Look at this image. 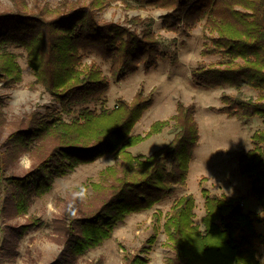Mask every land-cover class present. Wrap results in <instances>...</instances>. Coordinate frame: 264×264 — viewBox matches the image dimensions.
I'll return each instance as SVG.
<instances>
[{
	"label": "trees",
	"instance_id": "obj_1",
	"mask_svg": "<svg viewBox=\"0 0 264 264\" xmlns=\"http://www.w3.org/2000/svg\"><path fill=\"white\" fill-rule=\"evenodd\" d=\"M110 1L62 3L54 8L46 3L34 10L21 2L14 11L0 12V80L8 87L22 82L18 55L11 51L22 49L33 86H42L67 117L59 114L50 121H35L34 113L25 129L11 133L0 144V186L6 181L16 188L11 194L17 213H26L27 186L32 185L34 194L42 196L56 178L76 167L106 155L115 159L100 171L98 182L88 183L99 205L71 217L64 227L60 242L75 258L110 239L126 216L152 209L174 195L177 187L185 186L199 140L193 104L178 101L174 115L153 122L144 135L133 134V129L153 104L151 91L146 94L140 87L130 101L118 99L112 108L103 106L108 80L96 64L85 65V57L94 55L108 63L110 76L120 82L140 65L157 67L167 55L159 51L158 38L149 27L139 35L113 22L100 23L97 12ZM120 1L128 9L171 10L162 26L172 32L179 25L191 30L201 24L208 42L200 54L219 60L209 65L197 62L191 79L201 88L234 89V97L221 94L222 106L217 108L228 118L264 120V0ZM135 20L132 24L141 21ZM243 88L258 91V97L244 99ZM170 123L176 132L166 146L147 156L130 152ZM35 142L36 149L42 148L41 143L53 144L33 170L22 177H7L3 154L10 156L12 148L16 158L20 151L32 152ZM251 144L238 157L237 167L250 182L251 194L264 215V130L252 134ZM200 195L204 199L200 224L195 221L194 197L187 194L175 199L166 215L157 210L153 213L151 234L141 250L144 255L126 254L123 264H148V253L160 232L170 255L165 264H261L254 242L264 247V235L256 232L252 217L243 212L241 199L210 195L204 187ZM31 225L22 227L23 232Z\"/></svg>",
	"mask_w": 264,
	"mask_h": 264
},
{
	"label": "rangeland",
	"instance_id": "obj_2",
	"mask_svg": "<svg viewBox=\"0 0 264 264\" xmlns=\"http://www.w3.org/2000/svg\"><path fill=\"white\" fill-rule=\"evenodd\" d=\"M91 0H0V12L14 11L23 2L29 10L48 4L54 8L66 3L69 6L88 4ZM110 5L97 12L100 22H113L131 31H140L149 27L158 38V49L164 52V59L157 67L145 69L140 65L138 71L116 82L109 74V64L99 57L90 55L83 59L85 65L96 64L106 76L109 89L104 96L103 106L112 108L118 99L130 101L136 91L143 87L144 93L153 94L152 106L144 112L135 125L133 134L144 135L155 121L167 120L175 113L176 103L193 104L194 118L198 125L199 140L190 162L186 184L176 188L174 195L155 205L152 209L126 216L119 222L110 239L102 245L90 249L79 258L67 253L60 240L65 235L64 227L71 217H79L84 211L97 207L88 183L98 182L99 173L115 159L106 155L90 164L76 167L63 177L56 178L51 188L42 196L34 194L32 185L25 188L27 209L18 214L11 191L16 188L3 181L0 186V264H123L126 254H144L145 241L151 234L152 215L157 210L162 216L169 212L172 202L184 195L191 194L195 199L196 223L200 224L204 213V199L200 195L201 187L210 195L225 199L239 197L243 212L248 213L259 235H264V215L251 194L250 182L239 173L238 157L252 147L251 136L255 131L264 130V120L228 118L218 112L221 107L220 96H235L234 89L201 88L191 79V70L197 62L214 64L218 56L202 57L200 52L206 41L202 36L201 24L186 29L183 25L172 32L164 29L162 23L171 10L128 9L120 0H111ZM140 19L139 24H132ZM150 20H152L150 22ZM18 55L22 70V82L8 87L0 80V144L11 133L25 129L32 114L35 121H50L55 115H61L60 107L50 94L40 85L33 86L34 77L27 65V55L22 49H12ZM244 99L258 97V91L243 88ZM99 110V105H88ZM78 108L75 109V114ZM65 120L67 117L61 115ZM176 132L173 123L160 134L154 135L132 147L133 155L147 156L166 146ZM51 143V142H50ZM50 143H37L31 146L32 152L20 151L15 158L14 149L10 156L3 154L6 161L7 177H22L38 165L51 149ZM53 144V143H51ZM2 153L4 148H2ZM86 185V190H79ZM24 190V191H25ZM32 223V225H31ZM31 225L23 232L22 227ZM254 247L257 259L264 264V247L256 241ZM165 246V235L160 232L148 253V264H165L169 258Z\"/></svg>",
	"mask_w": 264,
	"mask_h": 264
}]
</instances>
